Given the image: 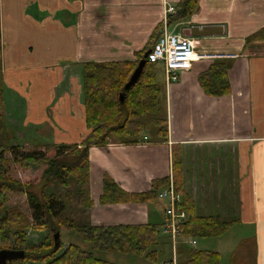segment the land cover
<instances>
[{
    "label": "crops",
    "instance_id": "0c3cea01",
    "mask_svg": "<svg viewBox=\"0 0 264 264\" xmlns=\"http://www.w3.org/2000/svg\"><path fill=\"white\" fill-rule=\"evenodd\" d=\"M180 2L0 0L2 61L9 69L77 71L89 61H134L140 54L145 57L165 27L195 38L199 53L225 55L194 61L188 70L180 72L178 81L170 84L161 64L159 83L171 103L168 135L159 141L142 136L129 144L112 136L107 146L91 147V170L97 164L123 189L136 193L147 192L154 181L169 178L168 185L173 182L182 197L195 202L198 215L237 219L214 241L220 264H240L241 257L264 264V39H248L264 27V0H199L190 16L170 25L169 18ZM169 6L174 7L173 12H167ZM218 59L231 62V91L214 97L204 91L199 75ZM59 80H48L47 90L63 79ZM79 90L74 86L79 98L73 106L65 105L73 111L62 108L60 114L84 117L86 129L79 131L74 121L64 122L69 129L59 123L68 133L81 134L78 142L88 129ZM186 117L201 118V126L184 127ZM160 147L163 151L152 156ZM179 156L181 164L175 175L173 158ZM97 188L101 190L95 197L91 181L95 201L90 209L92 217L100 213L98 206L113 212L129 209L126 218L95 225L165 221L167 203L159 197L147 202L98 205L103 183ZM246 239L252 242L241 249Z\"/></svg>",
    "mask_w": 264,
    "mask_h": 264
},
{
    "label": "trees",
    "instance_id": "16d2710c",
    "mask_svg": "<svg viewBox=\"0 0 264 264\" xmlns=\"http://www.w3.org/2000/svg\"><path fill=\"white\" fill-rule=\"evenodd\" d=\"M198 2L199 0H181L179 9L169 18V24L190 16ZM248 39H264V27L251 34ZM143 57L140 54L134 61L83 63L84 104L89 129L87 136L81 143L60 145L53 157H48L45 152H23L19 145H9L7 142L0 21V250L23 249L26 253L24 259L9 261L8 264H115L100 259L93 252L85 251L75 244H70L59 255L62 241L55 248V235L61 233V225L74 229L93 248L146 253L149 259H157L158 252L153 248L159 239L162 224L148 222L95 225L89 216L94 205L91 194V147L107 146L112 136H116L122 143H135L144 136L147 129L153 132L156 141L168 135L166 91L159 83L157 64L147 61L138 81L129 89L125 88ZM230 66V60L218 59L199 75L200 84L208 95L218 97L230 93ZM121 95L124 96L123 101ZM7 152L12 154L15 162L24 167L45 162L48 166L44 173L45 185L60 183L69 188L73 183L75 191L69 190L74 193L65 194L67 202L52 192L45 193L40 198L31 190L32 183L7 176L10 162L5 155ZM181 158H173L175 175ZM168 181L169 178L156 180L151 190L136 193L123 189L109 174H105L99 201L110 205L154 200L161 187L168 185ZM176 190L180 193L177 188ZM10 192L24 193L27 196L31 217L14 206L6 205L7 194ZM181 207L188 213V220L184 225L187 237L217 238L237 221L235 218L200 216L196 213L195 202L187 196L182 197ZM30 230H47L52 240L39 244L30 243ZM251 242L244 240L240 248L249 246ZM178 249L179 264H220V254L217 251L196 249L186 243H181Z\"/></svg>",
    "mask_w": 264,
    "mask_h": 264
},
{
    "label": "rangeland",
    "instance_id": "374dc122",
    "mask_svg": "<svg viewBox=\"0 0 264 264\" xmlns=\"http://www.w3.org/2000/svg\"><path fill=\"white\" fill-rule=\"evenodd\" d=\"M2 66L5 85L4 115L6 132L8 136L7 142L9 145H19L23 152H45L48 157H53L56 155V149L60 145L70 146L72 144L81 143V141L89 133V129H87L85 137L78 142L77 140L79 139L81 134L77 132H71L70 134L65 131L64 129L66 127L69 129V126L64 122H76L78 130L82 132L84 129H86L84 117L80 118L78 115L74 119L73 117H64L65 115L60 114V109L65 108L66 110L70 111L71 108L69 109L65 105H70L72 107V102L75 100V98H79L78 95H76L75 97L74 86L79 87L80 99L84 104L85 96L83 88V65L81 69H78V71L74 69L62 70L61 68H42L34 70L9 69L5 66V64H3V61ZM157 69L158 77L162 79V65L157 64ZM55 79L63 80L60 83L53 85L52 89L48 91L47 81H54ZM167 103L168 104H166L165 109L169 120V117L171 118V103L168 98ZM199 119L201 118L186 117L185 119H183V126L186 128H197L198 126H201ZM61 121L64 125L63 127H65L64 129L59 125ZM72 127H70V129ZM142 139L153 140L156 138L154 137L153 132H149V130L147 129ZM157 149L158 150L152 151V156H155L157 152L160 153L161 151H163V148L161 147ZM5 155H7L10 159L7 176L21 182L32 183L33 186L31 190L34 191L40 198H43V194L52 192L55 193L58 198H61L62 201L67 202L68 199L65 194L68 192L74 193L75 185L73 183H71L72 186H70L69 188L60 183L52 184L50 186L45 185L44 173L48 167L45 162L41 163L40 165H31L29 167H24L20 163L15 162L11 153L7 152L5 153ZM103 161L104 163L107 162V160ZM160 161L163 162L162 157H160ZM91 172V181H93V194L95 197H97V195L100 194L101 190L97 187L101 188V183H103L104 176L105 174H108V172L103 173V171L100 170L97 164L93 165ZM109 175L113 179L110 173ZM69 189H72L74 191H70ZM98 201L99 200L96 199V203L100 205L101 203L100 201ZM6 205L9 207L14 206L27 213L28 216L31 217L30 206L27 200V196L24 193H8ZM98 207L100 213L96 215L95 212L93 217L91 216V213L89 215L93 224H100L101 222L104 224H109L115 221H119L127 217V210L129 209L122 208V211L119 210V212H113L107 210L105 206ZM151 217H153V215ZM60 232L62 249L59 251V255L70 244H75L80 246L85 251L93 252L96 257L115 264H165L167 261L173 258V245L170 239L164 236L161 232H159V239L155 247L153 248L158 252L157 259L155 261L149 259L146 253H125L119 251H104L93 248L90 242L84 240L78 232L66 225H61ZM28 239L30 243L39 244L48 241L50 242L52 240V237L47 230H30L28 232ZM181 240L182 242H179L177 246H179L180 243H186V240H184V238H182ZM216 240L217 238L215 237H200L197 238V245L194 247L196 249L202 250H216V245L214 244V241ZM240 260H243V262L240 264H253L251 261L252 259H248L247 257L245 259L241 257ZM179 262L180 254L178 258V264Z\"/></svg>",
    "mask_w": 264,
    "mask_h": 264
},
{
    "label": "built area",
    "instance_id": "2783aa9c",
    "mask_svg": "<svg viewBox=\"0 0 264 264\" xmlns=\"http://www.w3.org/2000/svg\"><path fill=\"white\" fill-rule=\"evenodd\" d=\"M173 11V6L167 8V12ZM198 46L195 38L169 32L165 27L158 40L153 43L147 52L146 60L150 63L162 64L167 84H170L178 81L180 72L188 70L194 61L207 57L225 56L223 54L199 53L197 51ZM158 197L167 203L164 209L165 221L159 229L164 236L170 239L173 245V258L165 264H178L179 246L177 244L182 242L181 239L184 238L186 244L194 247L197 245V238L187 237L184 234V225L188 220V213L181 207L182 195L177 192L173 182L161 190Z\"/></svg>",
    "mask_w": 264,
    "mask_h": 264
},
{
    "label": "water",
    "instance_id": "95a60500",
    "mask_svg": "<svg viewBox=\"0 0 264 264\" xmlns=\"http://www.w3.org/2000/svg\"><path fill=\"white\" fill-rule=\"evenodd\" d=\"M147 53L143 59L140 60L137 68L135 69L134 73L132 74L129 82L126 84L125 88L129 89L132 85H134L138 79L140 78L143 69L147 63L146 60ZM121 100H124V96L121 95ZM60 233L55 235V248H58L61 244V237ZM25 250L23 249H2L0 250V264H8L9 261L19 260L25 258Z\"/></svg>",
    "mask_w": 264,
    "mask_h": 264
}]
</instances>
